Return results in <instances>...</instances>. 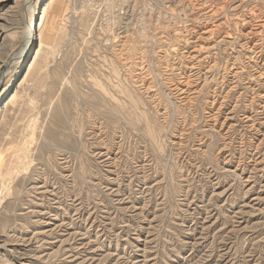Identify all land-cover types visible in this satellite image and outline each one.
<instances>
[{"label":"rangeland","instance_id":"374dc122","mask_svg":"<svg viewBox=\"0 0 264 264\" xmlns=\"http://www.w3.org/2000/svg\"><path fill=\"white\" fill-rule=\"evenodd\" d=\"M25 1L0 264H264V0H60L5 108Z\"/></svg>","mask_w":264,"mask_h":264},{"label":"bare ground","instance_id":"6f19581e","mask_svg":"<svg viewBox=\"0 0 264 264\" xmlns=\"http://www.w3.org/2000/svg\"><path fill=\"white\" fill-rule=\"evenodd\" d=\"M18 1H20V0H0V39L8 31L6 28L8 27L9 24H10V28H9L10 30L11 29H15L17 31L20 28L18 26L15 27V25H14V19H15L14 18V14H16V12H17V11H15V9H17L16 7L19 5ZM36 1L37 0H26L25 1V3H27L26 6L29 4L27 9H26L27 13H25V16H27V21H26V25L23 27L22 31L20 32L22 40L23 39L24 40L21 43V45L18 47V50L14 49L15 51H13L11 53V55L9 56V59L7 61H5V63L8 64L9 63L8 61H12V60L15 59V61L13 62V64H14L20 58L26 57L28 55V53L30 52V50L32 49V47H35V45L38 44V43H40V44H38L37 49H35L36 53H35L34 57L31 60H29L28 63H27L28 65H26L27 72L25 73L24 77H22V79H20L16 83L15 88H14L15 90L12 92V95H9L10 97H8V99H6V101L4 103V106H3L5 108L14 101V99L19 95L20 91L25 89L28 81L30 80L31 72L33 71V69L37 65L38 57L41 56V54H43V52H44L43 51V45H44V40L46 38L45 29H46L47 17H48V15L50 13V10L53 8V6L56 5L58 2H60V0H49V1H47V3H45L43 5L44 7H41L39 12H38V14L36 15V12H35V10H36L35 9ZM17 15H18V13H17ZM16 22H18V21L16 20ZM36 33H38L39 37H40L38 41L35 40ZM51 39H54L53 36H52V38L49 39V41H51ZM3 48H4V46L1 45L0 46V51L3 50ZM5 53H6V51H5ZM2 60H3L2 57H0V61H2ZM2 153H3V149L0 148V154H1L0 165H1V167L6 166V163H5V160H4V157H3ZM8 176H9V172L7 173V175H5L4 172H2V174H0V203L3 200V198H4V196H3L4 193H6L5 191H6V183H7Z\"/></svg>","mask_w":264,"mask_h":264},{"label":"water","instance_id":"95a60500","mask_svg":"<svg viewBox=\"0 0 264 264\" xmlns=\"http://www.w3.org/2000/svg\"><path fill=\"white\" fill-rule=\"evenodd\" d=\"M23 74H24V73H22V74L19 76V78L15 81V84H16V82H17V81L23 76ZM14 88H15V86H13L11 92L14 91ZM11 92H10V93H11ZM10 93H9V94H10Z\"/></svg>","mask_w":264,"mask_h":264}]
</instances>
